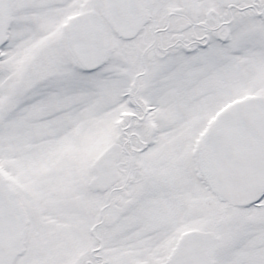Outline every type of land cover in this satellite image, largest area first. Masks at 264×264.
<instances>
[{
  "label": "snow or ice",
  "instance_id": "snow-or-ice-1",
  "mask_svg": "<svg viewBox=\"0 0 264 264\" xmlns=\"http://www.w3.org/2000/svg\"><path fill=\"white\" fill-rule=\"evenodd\" d=\"M0 264H264V0H0Z\"/></svg>",
  "mask_w": 264,
  "mask_h": 264
}]
</instances>
